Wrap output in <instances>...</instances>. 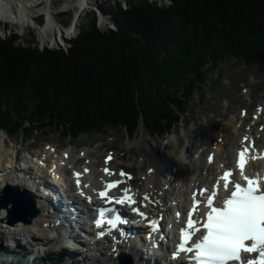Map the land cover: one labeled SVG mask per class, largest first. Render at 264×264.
<instances>
[{"label":"trees","instance_id":"16d2710c","mask_svg":"<svg viewBox=\"0 0 264 264\" xmlns=\"http://www.w3.org/2000/svg\"><path fill=\"white\" fill-rule=\"evenodd\" d=\"M125 5L117 30L99 29L94 14L66 51L0 36V127L48 125L78 138L143 121L159 133L188 113L194 89L227 58L264 69V0Z\"/></svg>","mask_w":264,"mask_h":264},{"label":"rangeland","instance_id":"374dc122","mask_svg":"<svg viewBox=\"0 0 264 264\" xmlns=\"http://www.w3.org/2000/svg\"><path fill=\"white\" fill-rule=\"evenodd\" d=\"M125 1L126 0L99 1V3L90 7V10L84 12V16L82 15L78 26L74 29V33L69 37L66 36L62 42L55 40L57 37L56 33L49 34L46 38L43 37L41 27L47 22V16H45V14L38 15V17L35 18L37 21L35 20L33 25L25 26L18 22L0 18V36L6 39L17 36L22 38L23 41L26 39H32L35 41L34 44L36 47L41 50L63 49L66 51L73 46V44L68 46L66 39L75 41V39L81 34L82 28L85 24L88 25L90 23V18L94 16V14L99 29L104 31L108 28L109 30H117L120 27V24L119 27H117L114 23L115 17L110 14H103L100 6L108 12H115L119 22L118 11L119 9L126 8ZM151 1L166 6L173 3V0ZM68 2L69 6L65 9L64 6ZM75 4L76 0H52L53 7L58 11V13H55L57 14L55 15V21L63 31L69 28L73 22L74 14L78 9ZM18 5L19 10H23L28 6V4ZM243 63L244 62L239 58L231 56L222 62L220 66L221 70H217L214 74H211L210 72L207 74V81L201 86L202 89L200 88L197 90V93L193 97L195 101L193 100L194 102L192 104H194V106L191 108L189 117L185 118L182 124L172 127V129H176L167 141H159V137L147 134L148 129L143 124L136 128L137 132L135 131L136 133L134 134H129L125 128L124 130L116 128L103 134L81 135L79 138H76V140L92 146L91 153L93 155L91 157L100 156V154L104 152L102 150H116L119 153V156L126 159V164L130 165V168L136 171L139 170L140 174L143 170L147 169V163L149 165L150 157L155 154L153 149L160 147L162 143L166 142H169L170 144L169 151H175L178 157L187 155L186 151H188V146L194 150V154L202 148H205L203 155H201L202 162H200V158L197 157L198 154H196V157L194 156V158L200 162L198 167H201L202 163L206 161L205 155L207 151L211 149V144L215 147L216 143L224 138L222 136L224 134L223 131L228 127H233L228 120L235 116L234 124L236 123V119L239 118V104L245 101L247 106H251L252 108L258 102L264 104V69L258 66L250 67ZM216 89H219L220 91L213 93ZM201 100L203 102L200 103ZM197 106L199 107L197 108ZM191 120L200 122L195 124L191 122ZM219 122L222 123L221 126H216L215 131L210 133L212 127ZM39 124L43 123L39 121ZM25 126L32 127L31 123H25ZM45 126L46 127H40L38 130L32 131L29 127H27L26 130H18L10 128L8 125L7 127H9L10 130H0V137L2 138L3 135L6 138L11 136L14 137V141L16 142L18 138L16 137V134H12L18 132L20 138H26V140H24L25 145L30 147L35 146L41 148L51 141L56 143L58 138L63 140L62 144H60L61 149L64 148L65 145L68 147L73 146V149L81 146L78 143H73L71 140L68 141L63 135H59L58 137V135L55 134L57 132L60 133L61 131L50 128L48 125ZM129 141H133L131 146H129ZM261 143L264 144V137L261 139ZM82 147L83 146H81V148ZM85 149H87V147ZM77 156L78 154H74V159H76ZM144 162L146 165H143ZM200 172H205V170H199V172L197 171V174H200ZM9 261H11V259H9ZM64 264H66V262H64Z\"/></svg>","mask_w":264,"mask_h":264},{"label":"bare ground","instance_id":"6f19581e","mask_svg":"<svg viewBox=\"0 0 264 264\" xmlns=\"http://www.w3.org/2000/svg\"><path fill=\"white\" fill-rule=\"evenodd\" d=\"M101 0H76V7L78 9L76 10L73 18V22L70 25L69 28H67L65 31H63L59 24L55 21V13H58V11L53 7L52 0H36V1H30L27 3H15V4H5L3 1L0 0V18H3L5 20H11L13 22H18L21 25H33L35 23V18L40 16L41 14H45L47 16V22L41 27V33L43 34V37L46 38L49 34H57V37L55 40L58 42H62L65 37H69L71 34L74 33V29L78 26L82 15L85 11L90 10V7H93L97 3H99ZM28 4L26 8L23 10H19V5ZM159 5V4H158ZM69 6V2L65 4L64 8L66 9ZM99 12V11H98ZM84 16V15H83ZM83 19V18H82ZM103 20V19H102ZM37 21V20H36ZM38 23V22H37ZM40 23V21H39ZM68 27V26H67ZM65 28V27H64ZM109 30V28L107 29ZM62 35V37H61ZM52 41V40H51ZM57 44V43H56ZM62 44V43H61ZM22 45V44H21ZM43 49V48H42ZM253 128V127H251ZM251 131L253 129H250ZM238 131V128L235 127H228L225 129L224 132V139L222 142V145L218 146L224 147L225 150L219 155V153L215 150V159L212 164H208L207 162H204V164L200 167V169L208 172V176L205 177L204 183H208V181L211 180V177L213 176V180L216 179V176L218 175L219 170H225L228 169V167H225L226 161L230 163L231 156L233 155L232 149L234 147H237L238 145H243L245 143L244 138L253 137L250 133V131L245 132V135L242 134L241 131H238L239 133L236 134ZM256 135H258L256 133ZM254 135V137H256ZM2 140L1 138V144H0V168L5 170L4 162L11 161L10 157L12 155L10 147L6 148L2 146ZM129 146L133 143V141H129ZM257 146L260 147V143H257ZM168 144L165 146L157 148L155 151H163V158L161 159L159 156H161L162 153H160L157 156H153L154 160L158 163L159 167L161 169H158L157 166H154L150 168V172L147 175H143L145 179V184L143 185L142 189H139L141 191L142 197L147 196L148 199H142V201H146V209L150 210L153 213V216L157 214L158 216H163L165 213H172V209H174L175 206H178V208L174 211L181 210L180 207H183L188 202V187L193 182H197V179L192 177L197 175L196 168L197 164L202 162V158L200 159V162L193 156V149L188 146V151H186V156L177 157L175 155V152L167 151ZM195 147V146H194ZM164 149V150H162ZM201 151H204V148L201 149ZM46 150L43 149L41 151V154L45 153ZM83 157H78L79 159H75V163L70 162L64 163L61 168L63 169V174L65 175L64 178L66 179V186L70 189L72 182V173L73 170H79L82 167H90L91 173L86 175H83L84 182L83 185L77 190L78 194L83 195L86 194L89 197H93V189L95 187L99 188L101 186V178L107 179L109 176H112V174H105L103 171V167L101 164H98V157H90L91 153L90 151H86L82 153ZM107 156V154H106ZM259 161L264 162V156L260 157V154H257ZM105 157V156H104ZM81 158V159H80ZM82 158H85V161L81 162ZM226 160V161H224ZM80 161V162H79ZM73 165V166H72ZM71 169V175L69 174V170ZM115 169V168H113ZM117 170V169H116ZM252 171H261L264 175V167L262 168L259 162L253 164L251 166ZM118 172V170L116 171ZM196 177L200 178V175H197ZM162 179L165 181L162 182ZM183 179L184 185H186V189H181L179 187L180 180ZM201 179V178H200ZM107 182V180H104L103 183ZM7 183L20 186L22 189L23 187L15 183L12 179H8ZM3 187V186H2ZM2 187H0L2 189ZM137 188V186H136ZM174 191L176 193L181 194L185 199L182 201V198L179 197L178 200L172 195H170V192ZM151 200V203L148 202V200ZM16 201H18L16 199ZM20 205L22 208H25L26 201L22 200L20 202ZM39 220L40 218H36L31 224H23L18 223L17 226L13 227V229H28L31 227H39ZM115 249V250H114ZM120 251H127L131 252L132 250L128 248L127 246H120ZM117 250L114 246H112L105 252L103 255V260L100 262V264H117ZM63 258H60L59 261H62ZM24 264L22 259H18L17 261H8L5 260L3 257L0 256V264ZM31 264V263H29ZM36 264V263H35Z\"/></svg>","mask_w":264,"mask_h":264},{"label":"snow or ice","instance_id":"6c2138e0","mask_svg":"<svg viewBox=\"0 0 264 264\" xmlns=\"http://www.w3.org/2000/svg\"><path fill=\"white\" fill-rule=\"evenodd\" d=\"M244 155L245 153L242 151L240 153L241 169L244 167ZM111 159V156H109L108 160ZM85 171H88V169H85ZM104 171L110 175L113 174L108 168H105ZM76 175L78 177L77 185L79 186L81 183L79 176L81 174L77 173ZM120 175L125 176L126 174L121 171ZM232 176L233 173L227 171L221 178L226 181L224 184L225 189H228L229 182L234 185L230 197L223 201L222 206H212L217 196V192H212V195L206 201V206L210 208V211L206 213L207 219L203 224V227L207 229V234H202V239H198L197 242L189 246L192 236L195 232L200 231L198 227L195 228V232L191 231L198 223L197 220L193 219V213L200 203L199 200L195 199L196 194H193L195 201L193 210L188 214L186 228L181 229L182 239L174 257H178L181 252H195V256L192 257L195 264H264V191H261L258 187L257 180L245 177L247 186H242L239 182L231 180ZM121 183L123 181L120 180L109 182L107 189H116ZM128 191V189L124 190V197L109 196L108 191H101L99 196L106 198V202L114 201L119 205H135L137 202L128 195ZM206 191L208 190H201L200 195L203 196ZM145 199H148V197L145 196ZM108 211L106 208L98 210L99 218L95 222L97 227H103L105 223L110 228L117 226L119 216L116 220L108 219L105 221L104 217ZM132 211L147 219L146 214L141 212L139 207H132ZM150 223L153 228H158L156 222L152 221ZM104 235V231L99 233L101 237ZM246 242L251 243L247 244ZM248 253H257L258 258L244 255Z\"/></svg>","mask_w":264,"mask_h":264},{"label":"water","instance_id":"95a60500","mask_svg":"<svg viewBox=\"0 0 264 264\" xmlns=\"http://www.w3.org/2000/svg\"><path fill=\"white\" fill-rule=\"evenodd\" d=\"M1 1H3V3H5V4H15V3H27V2H30V1H36V0H1ZM100 9L103 12V14H105V15L106 14L113 15V17H115L114 23L116 24L117 27H119V22L117 20V14L115 12H108L102 6H100ZM66 41H67V45L68 46H70V45H72L74 43L73 40H67L66 39ZM2 205H5L6 206L5 203H0V207ZM23 220L26 221V219H23Z\"/></svg>","mask_w":264,"mask_h":264}]
</instances>
